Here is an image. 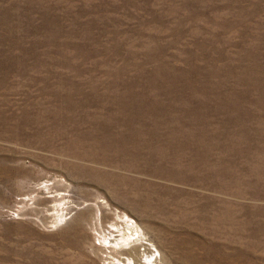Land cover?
Listing matches in <instances>:
<instances>
[{
  "label": "rangeland",
  "instance_id": "rangeland-1",
  "mask_svg": "<svg viewBox=\"0 0 264 264\" xmlns=\"http://www.w3.org/2000/svg\"><path fill=\"white\" fill-rule=\"evenodd\" d=\"M0 264H264V0H0Z\"/></svg>",
  "mask_w": 264,
  "mask_h": 264
}]
</instances>
